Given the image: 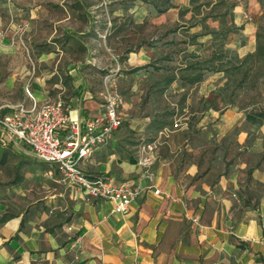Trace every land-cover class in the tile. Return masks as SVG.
I'll use <instances>...</instances> for the list:
<instances>
[{
  "label": "crops",
  "instance_id": "obj_1",
  "mask_svg": "<svg viewBox=\"0 0 264 264\" xmlns=\"http://www.w3.org/2000/svg\"><path fill=\"white\" fill-rule=\"evenodd\" d=\"M186 1L168 5L153 24L168 31L179 21V10L192 17L197 4ZM250 5L255 8L256 1ZM228 13L202 14L184 33L200 25L212 39L225 40L241 28L232 14L227 22ZM209 18L219 25L209 28ZM43 23L54 35L71 24V17L43 6L17 8L0 0V59L6 62L0 70L3 111L31 103L24 90L29 70L19 45L26 30L28 41L35 42L34 34L39 38L42 32L30 30ZM204 35L187 36L193 40L191 48L187 42L181 52L195 58L194 47ZM82 43L91 54L90 39ZM156 43L125 56L124 64L134 69L109 81L119 92H129L119 110L122 124L81 163L89 177L107 175L141 188L126 212H114L110 201L74 188L36 199L22 187L27 178L20 166L25 156L34 159L25 146L0 134V264H264V167H251L249 156L234 158L235 118H166L165 106H177L169 92L196 87L201 91L204 78L194 58L170 69L166 55L176 40L161 44L163 54L157 53ZM38 58L41 66L47 60L57 64L62 56L41 51ZM27 85L38 104L62 99L80 118L101 111V80L75 69L34 72ZM244 119L258 121L254 114ZM240 132L238 151L246 137ZM148 143L154 147L149 152L152 163L144 167L138 164L139 148ZM17 171L23 174L20 181Z\"/></svg>",
  "mask_w": 264,
  "mask_h": 264
},
{
  "label": "rangeland",
  "instance_id": "obj_2",
  "mask_svg": "<svg viewBox=\"0 0 264 264\" xmlns=\"http://www.w3.org/2000/svg\"><path fill=\"white\" fill-rule=\"evenodd\" d=\"M5 1L12 7L43 6L51 11L69 14L71 17V24L67 28H58L54 35L50 34L51 27L48 23H43L40 28L32 27L30 33L42 32L39 38L36 33L34 34L35 42L28 41L27 30L22 35L20 54L29 70L25 86L34 76V72L46 73L56 68L67 73L68 70L75 69L101 80L100 91L102 90L103 94L111 88L117 89L110 82L120 75H129L134 69L124 64L125 56L137 51L141 45L158 42L155 44L159 46L156 48L157 53L163 54L161 44L171 38L176 40V45L169 49L166 55L170 69L175 70L179 63L185 62V59L193 62L194 57L190 58L188 51L181 52V49L186 48L187 42H190L188 48H191L193 40L187 36L193 32L205 34L202 36L201 44L194 47L198 52L194 62L202 70L204 78L201 82V91L196 87L169 92L170 100L177 103V106L170 103L165 106L166 118H235L232 131L234 158L249 156L251 167H264V119L260 120L264 118V0H194L197 5L191 12L195 14L189 17V12L185 14L184 10H179V21L168 31H164L161 25L153 22L158 20L160 12L168 5L176 2L180 5L186 3V0ZM251 1H256L255 8L250 5ZM223 10L229 12L226 16L227 22H230L232 14V17L241 24V28L229 33L225 40L219 36L212 39L213 34L200 25L184 33L190 28L188 25L197 22L202 14ZM87 19L90 20L89 26H86ZM207 22L209 28H216L219 25L216 19L209 18ZM182 26L187 27L184 29ZM87 37L90 39L91 54H87V45L82 43ZM41 51L59 54L62 58L57 64L53 62L50 65L47 60V63L38 66ZM5 65V60L2 62L0 59V70ZM177 71L179 74L181 70ZM61 76L63 77L62 74ZM119 93L124 101L128 99V90H121ZM9 97L11 99L12 96ZM179 98L180 101H177ZM247 114H254L258 121L242 120L247 118ZM241 130L246 133V137L238 151L236 139ZM25 157L20 164L25 167L24 173L27 178L22 187L36 199L44 200L51 194L67 193L69 188H73L58 181V171L53 165L36 162L28 155ZM16 173L19 176L17 180L20 181L23 174L21 171Z\"/></svg>",
  "mask_w": 264,
  "mask_h": 264
},
{
  "label": "built area",
  "instance_id": "obj_3",
  "mask_svg": "<svg viewBox=\"0 0 264 264\" xmlns=\"http://www.w3.org/2000/svg\"><path fill=\"white\" fill-rule=\"evenodd\" d=\"M2 35L0 31V37ZM25 93L31 100L30 105L21 103L7 111L0 108V134L8 142L25 146L35 161L53 165L58 171L59 182L86 196L110 201L114 212H126L141 188L107 175L89 177L81 167V163L105 145L122 124L119 110L124 100L117 89L105 91L101 111L84 118L72 113L62 99L38 104L28 85ZM153 149L150 143L140 146L139 165H151L149 152ZM67 230L72 227L68 226Z\"/></svg>",
  "mask_w": 264,
  "mask_h": 264
}]
</instances>
